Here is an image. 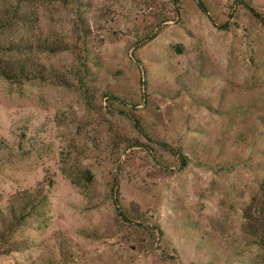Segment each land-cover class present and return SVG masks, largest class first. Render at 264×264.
Returning a JSON list of instances; mask_svg holds the SVG:
<instances>
[{
    "label": "rangeland",
    "instance_id": "rangeland-1",
    "mask_svg": "<svg viewBox=\"0 0 264 264\" xmlns=\"http://www.w3.org/2000/svg\"><path fill=\"white\" fill-rule=\"evenodd\" d=\"M251 10L0 0V264H264Z\"/></svg>",
    "mask_w": 264,
    "mask_h": 264
},
{
    "label": "trees",
    "instance_id": "trees-1",
    "mask_svg": "<svg viewBox=\"0 0 264 264\" xmlns=\"http://www.w3.org/2000/svg\"><path fill=\"white\" fill-rule=\"evenodd\" d=\"M252 11V10H251ZM252 14H253V16H255V17H257V18H260L261 19V21L263 22V24H264V18H261L260 16H259V14L258 13H256V12H254V11H252ZM21 69H22V67H21ZM39 202L38 201H36L34 204L36 205V204H38ZM24 207H22L21 209H20V211H19V213H18V215L16 216V220H21V219H23L26 215H27V212L26 211H24ZM252 226H254L255 227V235H256V237H257V239H258V241L259 242H261V243H264V217L262 218V219H260V222H258L257 224H252V223H247V227H252Z\"/></svg>",
    "mask_w": 264,
    "mask_h": 264
}]
</instances>
